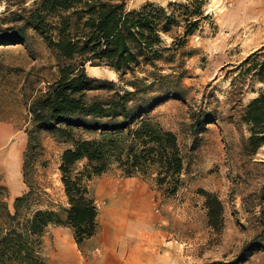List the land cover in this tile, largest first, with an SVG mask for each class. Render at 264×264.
I'll use <instances>...</instances> for the list:
<instances>
[{
  "label": "trees",
  "instance_id": "16d2710c",
  "mask_svg": "<svg viewBox=\"0 0 264 264\" xmlns=\"http://www.w3.org/2000/svg\"><path fill=\"white\" fill-rule=\"evenodd\" d=\"M201 16L175 3L167 8L153 2L130 8L129 0H36L0 17V46L26 44L37 35L54 56L57 77L43 89L37 85L30 94L25 90L23 96L33 129L51 132L69 145L60 167L68 208L37 209L20 222V207L29 194L16 199L14 214L0 200V264H46L39 249L50 225L72 227L79 245L94 236L98 206L89 182L95 177L112 172L145 179L155 176L158 191L169 197L178 193L186 171L183 149L174 132L149 116L167 100L182 98L186 70L176 56L198 30ZM183 22V34L178 35ZM165 37L172 39L171 45ZM257 56L244 60L248 66L239 74L238 84L249 76L253 83L264 84V61ZM88 64L109 68L132 90L91 77ZM167 69L171 73L164 74ZM30 82L29 74L25 84ZM215 120L213 113L194 112L192 134ZM241 120L250 132L246 147L255 154L264 146V90L246 105ZM81 162L84 167L77 171ZM5 191L0 185V194ZM200 193L208 224L220 233L224 205L217 194ZM262 247L258 238L249 241L234 263Z\"/></svg>",
  "mask_w": 264,
  "mask_h": 264
},
{
  "label": "rangeland",
  "instance_id": "374dc122",
  "mask_svg": "<svg viewBox=\"0 0 264 264\" xmlns=\"http://www.w3.org/2000/svg\"><path fill=\"white\" fill-rule=\"evenodd\" d=\"M35 1L0 0V17ZM194 1L129 0L130 8L147 2L167 8L175 3L203 13L198 30L176 56L186 70L182 98L167 100L149 116L177 135L186 162L178 193L169 197L159 191L156 196L160 198V215L169 240L184 250L191 264H235L246 243L258 238L264 244V146L255 154L247 149L249 127L241 120L244 108L264 90V84L253 83L251 76L244 83L238 84L237 80L248 66L243 64L248 56L256 53L264 61V0H198L193 6ZM184 25L176 30L178 35L183 34ZM165 40L171 45V38ZM87 73L132 90L109 68L88 64ZM169 73L170 69L164 72ZM29 74L32 82L25 84ZM56 77V60L41 37L34 35L26 44L0 46V126L8 127L13 135L10 145H16L13 149L19 152L21 174H26L23 181L27 192L23 195L29 194L20 207V222L37 209L60 211L69 206L60 170L62 154L69 145L59 142L51 132L33 129L23 96L25 90L30 94L37 85L43 89ZM200 110L213 113L216 120L192 134V116ZM84 164L79 163L77 171ZM4 165L7 163L1 161ZM11 170L0 171V180L5 184L15 181ZM10 175L13 178L8 181L5 177ZM154 177H124L112 172L95 177L89 185L100 180H145L156 189ZM201 190L217 194L224 205L220 233L208 224ZM13 196L10 189L0 194L8 209L9 204L13 206L12 211L9 209L12 214L16 211ZM39 250L45 260L43 244ZM239 264H264V248L253 251Z\"/></svg>",
  "mask_w": 264,
  "mask_h": 264
},
{
  "label": "crops",
  "instance_id": "0c3cea01",
  "mask_svg": "<svg viewBox=\"0 0 264 264\" xmlns=\"http://www.w3.org/2000/svg\"><path fill=\"white\" fill-rule=\"evenodd\" d=\"M0 134V171L15 168L11 174L16 181L5 184L1 178L0 185L13 191L16 200L27 192L25 174L20 171L19 152L13 149L16 145H10V129L0 126ZM1 161L7 165L1 166ZM12 175L5 178L10 181ZM89 189L98 206L96 234L79 245L72 227L48 226L42 236L46 264H191L184 250L169 240L159 191L150 182L100 180ZM12 207L9 204L11 211Z\"/></svg>",
  "mask_w": 264,
  "mask_h": 264
}]
</instances>
